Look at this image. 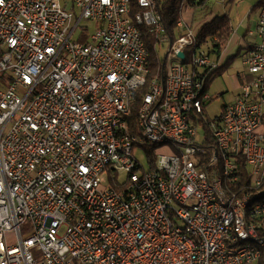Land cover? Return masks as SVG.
Returning a JSON list of instances; mask_svg holds the SVG:
<instances>
[{"label":"built area","instance_id":"obj_1","mask_svg":"<svg viewBox=\"0 0 264 264\" xmlns=\"http://www.w3.org/2000/svg\"><path fill=\"white\" fill-rule=\"evenodd\" d=\"M130 1L0 0V264L264 256V0L248 78L213 119L220 55L188 27L168 42L157 0L135 14ZM142 27L162 65L151 77ZM139 147L152 148L147 169ZM119 170L127 180L104 185Z\"/></svg>","mask_w":264,"mask_h":264},{"label":"trees","instance_id":"obj_2","mask_svg":"<svg viewBox=\"0 0 264 264\" xmlns=\"http://www.w3.org/2000/svg\"><path fill=\"white\" fill-rule=\"evenodd\" d=\"M233 0H223V3L232 2ZM208 1L204 0H157V12L160 15L162 24L164 26L165 32L168 35V42H174L179 36L183 34L177 26V22L182 18L183 8L193 9L194 16L196 14L201 18H206L210 13H212L211 7H209ZM131 14H135L140 10V6L136 0L130 1ZM201 11L203 14H201ZM204 18V19H205ZM142 37L146 43L149 50V56L147 59V66L149 67V77L156 74L158 71L161 73L160 66L162 67L160 61L157 60L156 51L153 49L154 37L153 35L144 27L141 28ZM231 33L230 18L226 13H214L212 17L202 21L197 32H195V39L197 42V47H205L211 50L215 57H218L227 43V40ZM187 58V57H186ZM230 59H227L219 67L214 69L208 77L207 83L215 76L221 75L230 64ZM159 69V70H158ZM146 91V86L138 89L134 96L135 102L132 105V113L136 110L139 98L142 93ZM147 154L152 159V148L147 149ZM239 168L246 175V165L244 161L239 160ZM248 177H245V180ZM262 191L256 196L258 200H264V178L261 185ZM258 264H264V256H262Z\"/></svg>","mask_w":264,"mask_h":264},{"label":"rangeland","instance_id":"obj_3","mask_svg":"<svg viewBox=\"0 0 264 264\" xmlns=\"http://www.w3.org/2000/svg\"><path fill=\"white\" fill-rule=\"evenodd\" d=\"M257 1L259 0H233L230 3L229 2L222 3L220 1L219 2L208 1L206 3L212 6L215 5V7L220 6L217 12L227 13L230 16L231 21L233 22V26L236 27L241 17L246 16L247 14L251 22H253V20L255 19L257 10L256 12L255 10L250 12V10L252 9L253 6H256ZM197 14H196L197 19L203 20L205 18V17L200 18ZM201 14H203L202 11H201ZM244 26L245 25H243L242 30L244 29ZM92 29L93 28H91V31ZM235 51H236V47L234 48L233 53ZM165 54H166V44L160 49V52H159L160 59H163L165 57ZM172 61H179V60L178 58L174 57L172 58ZM239 61H240V56L236 57L235 60L230 63L228 68H226V70L221 75L215 76L207 84L209 93L211 94L222 93L223 94L222 96L211 99L210 102L205 106L206 114L210 119H213L216 116H218L221 112L223 103L225 101H231L234 97V94L237 92L235 91V88L233 87L234 79L231 74L233 70L231 69L232 67L234 68V66H237L239 64ZM145 150H147L146 147L145 148L139 147L136 150V154H137L139 161L147 169L149 166V163L145 156ZM127 177H128V173L125 170H119L118 172H116V179H117L116 181L114 180L110 181L109 175L107 173H104L102 182L106 186H116L117 182L119 184L124 183L127 180Z\"/></svg>","mask_w":264,"mask_h":264},{"label":"crops","instance_id":"obj_4","mask_svg":"<svg viewBox=\"0 0 264 264\" xmlns=\"http://www.w3.org/2000/svg\"><path fill=\"white\" fill-rule=\"evenodd\" d=\"M211 1L212 2L213 1L219 2L220 0H211ZM220 2L223 3V0ZM261 4H262V1H260V0L257 1L256 6H253L252 9L250 10V12H252L253 10H255V12H256V10H257L256 16H255V19L253 20V22H251L250 18L248 17V14H247L246 16L241 17V19H240V21H238V25L236 27L233 26V22L231 21L230 16L226 13L228 15V17L230 18L231 33H230V36L227 40L226 45L224 46L223 50L220 53V57L222 58L223 62H225L227 59L231 58L230 59V63H231L235 60L236 57L240 56L239 64L237 66H234V68L232 67V69H231V70H233L231 72L233 79H234L233 87L235 88V91H237L235 94H237L239 92L240 84L248 78V73L246 72L245 66L242 62V57H243L244 52L247 49L251 48L257 42V36H256L254 31H255L256 26H257V21H258V16H259ZM209 7H211V9H212V13H210L205 19L212 17V15L214 13H220V12H217L218 8L220 6L215 7V5L214 6L209 5ZM192 11H193V9L183 8L182 19H183L185 25H184V28L180 29L183 32L185 31V29L187 27L192 28L194 33L197 32L200 25L202 24V21L205 20V19H203V20L197 19V17L194 16L195 13H192ZM222 13H224V12H222ZM243 25H245V26H244V29L242 30ZM235 47H236V51L233 53V50ZM207 89H208V87H207ZM222 95L223 94L221 93V96ZM225 102H228V101H225ZM261 130L264 131V123L261 127Z\"/></svg>","mask_w":264,"mask_h":264},{"label":"water","instance_id":"obj_5","mask_svg":"<svg viewBox=\"0 0 264 264\" xmlns=\"http://www.w3.org/2000/svg\"><path fill=\"white\" fill-rule=\"evenodd\" d=\"M178 56H179L180 58H183V56H184L183 52L180 51V52L178 53Z\"/></svg>","mask_w":264,"mask_h":264}]
</instances>
